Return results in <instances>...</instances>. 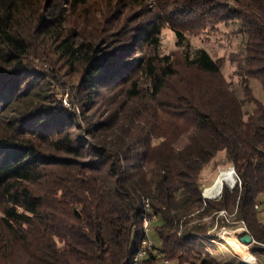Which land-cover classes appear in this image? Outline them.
<instances>
[{
	"label": "trees",
	"instance_id": "16d2710c",
	"mask_svg": "<svg viewBox=\"0 0 264 264\" xmlns=\"http://www.w3.org/2000/svg\"><path fill=\"white\" fill-rule=\"evenodd\" d=\"M222 23L245 37L238 84L189 39ZM253 79L264 92V0H0V264H133L146 215L156 252L138 264H226L204 242L237 226L222 210L262 257ZM221 165L240 185L204 200Z\"/></svg>",
	"mask_w": 264,
	"mask_h": 264
},
{
	"label": "rangeland",
	"instance_id": "374dc122",
	"mask_svg": "<svg viewBox=\"0 0 264 264\" xmlns=\"http://www.w3.org/2000/svg\"><path fill=\"white\" fill-rule=\"evenodd\" d=\"M237 29L233 24H219L216 29L209 27L199 33L189 34V39L194 48H204L206 49L214 58H225L226 64L224 67V73L232 81H235L236 84L239 83L238 76H232L233 71L236 69V63L232 62L231 56L236 53H240L244 50L245 47V37L241 33L235 32ZM178 50L177 47V37L174 31L170 28L164 30L162 35V53H172ZM252 87L255 94L264 100V92L262 91L261 83L253 79L251 81ZM69 90V89H67ZM237 91L240 95H243L241 85H238ZM65 98H68L66 95ZM67 100V99H66ZM65 100V104H67ZM229 166H219L216 169L208 168L203 172V187H208L213 184L218 175L223 169H228ZM239 182V181H238ZM239 186V184H238ZM233 192V191H231ZM261 220L264 221V211L260 214ZM236 227H226L227 229H217V225L214 226L211 230V234L216 233L219 237L217 240L207 239L206 242L210 247L209 250L223 263L226 264H251L246 262L239 254L236 253L234 248L227 243L224 239L227 234L231 232V237L236 238L238 241V234L242 237L246 234V231L243 230V225L234 224ZM230 237V236H229ZM241 243V241H239ZM255 242L244 244L250 250L253 248ZM243 244V243H242ZM258 259L264 260V255L262 257L256 255Z\"/></svg>",
	"mask_w": 264,
	"mask_h": 264
},
{
	"label": "bare ground",
	"instance_id": "6f19581e",
	"mask_svg": "<svg viewBox=\"0 0 264 264\" xmlns=\"http://www.w3.org/2000/svg\"><path fill=\"white\" fill-rule=\"evenodd\" d=\"M238 181L239 178L233 167H229L228 169H223L216 178V180L213 182V184L211 186H208L207 190L205 191V196L212 199L218 198L220 197L224 186H227L230 189H234L239 184ZM224 239L227 241L229 245H231L234 248L236 253L239 254L246 262L251 263L255 260V257L249 252L247 246L244 245L246 243L242 241L240 243L236 238L229 236H225Z\"/></svg>",
	"mask_w": 264,
	"mask_h": 264
},
{
	"label": "built area",
	"instance_id": "2783aa9c",
	"mask_svg": "<svg viewBox=\"0 0 264 264\" xmlns=\"http://www.w3.org/2000/svg\"><path fill=\"white\" fill-rule=\"evenodd\" d=\"M239 185H240V182H239ZM207 188L208 187H205L204 190H203V198H204V200L212 199V198H209V197L205 196V191L207 190ZM225 188L228 189V187L226 186V187L223 188V191H224ZM223 191H222L220 197L214 198V199L221 198V196L223 194ZM143 202H144L145 210L147 212H150L151 211V205H150L149 199L144 198L143 199ZM259 207H260V204L257 203L256 204V208H259ZM216 216H217V219L219 217L223 216V217L226 218L227 222L243 225V229L246 231V233H249L248 228H247V225H246V222L244 220H241V221H235V220H233L232 219V215L229 214L226 210H222V211L218 212ZM156 219H157L156 218V215H153L152 217H149L148 215H146L144 217V219L142 221V226H143L144 232L146 233V238L143 241L142 248L138 251V253L134 257L133 264H138L140 262V260L146 258L151 253L156 252V250H155V248L153 246L152 239L150 237V232H151L152 224L154 223V221ZM223 229L224 230L227 229L226 226H223ZM254 242H255V239H254ZM251 264H261V263H260L259 259L257 257H255V260L253 262H251Z\"/></svg>",
	"mask_w": 264,
	"mask_h": 264
},
{
	"label": "water",
	"instance_id": "95a60500",
	"mask_svg": "<svg viewBox=\"0 0 264 264\" xmlns=\"http://www.w3.org/2000/svg\"><path fill=\"white\" fill-rule=\"evenodd\" d=\"M233 169L235 170V168L233 167ZM237 174V173H236ZM238 176V174H237ZM241 241L244 242V243H252L254 242V237L252 235H250L249 233H246L244 234L242 237H241Z\"/></svg>",
	"mask_w": 264,
	"mask_h": 264
},
{
	"label": "clouds",
	"instance_id": "9594fccd",
	"mask_svg": "<svg viewBox=\"0 0 264 264\" xmlns=\"http://www.w3.org/2000/svg\"><path fill=\"white\" fill-rule=\"evenodd\" d=\"M238 188V187H237ZM229 190V189H228ZM230 191V190H229ZM234 192V191H233Z\"/></svg>",
	"mask_w": 264,
	"mask_h": 264
}]
</instances>
